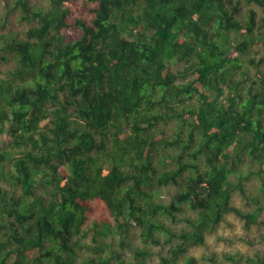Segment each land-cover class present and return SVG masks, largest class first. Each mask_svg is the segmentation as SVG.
Returning a JSON list of instances; mask_svg holds the SVG:
<instances>
[{
    "label": "trees",
    "instance_id": "trees-1",
    "mask_svg": "<svg viewBox=\"0 0 264 264\" xmlns=\"http://www.w3.org/2000/svg\"><path fill=\"white\" fill-rule=\"evenodd\" d=\"M1 6L30 27L0 34V264H112L135 227L117 264H198L227 214L257 221L232 198L264 179V0Z\"/></svg>",
    "mask_w": 264,
    "mask_h": 264
},
{
    "label": "rangeland",
    "instance_id": "rangeland-1",
    "mask_svg": "<svg viewBox=\"0 0 264 264\" xmlns=\"http://www.w3.org/2000/svg\"><path fill=\"white\" fill-rule=\"evenodd\" d=\"M46 0H33L36 4L44 3ZM4 6L0 7V17L4 16ZM8 23L4 29L0 28V34H18L24 36L30 24L22 20L19 13L8 14ZM8 64L0 62V71L5 72ZM11 137L8 134L0 136V151L10 148ZM248 170H243L247 174ZM235 180V178H234ZM264 179L252 178L245 184L244 194L236 191L233 194L232 204L240 210L251 213L257 206L262 208L255 223L244 220L235 214H227L219 224L215 232L206 237L205 244L197 246L189 251V254L198 260V264H252L249 259L257 258L264 253V192L261 186ZM175 189L164 188L162 191L163 200H169ZM254 198L259 199V204L253 202ZM133 232L124 245L120 244L119 237L113 235L107 242L110 245L107 253L112 257V264H117V257L126 260L127 263L134 262V249L144 247L139 240V229L132 228ZM90 240V238L88 239ZM150 264H161V258L168 255V248H150Z\"/></svg>",
    "mask_w": 264,
    "mask_h": 264
}]
</instances>
